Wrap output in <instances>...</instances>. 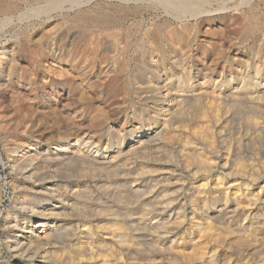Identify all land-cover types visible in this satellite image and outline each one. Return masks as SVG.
Instances as JSON below:
<instances>
[{"label": "rangeland", "instance_id": "obj_1", "mask_svg": "<svg viewBox=\"0 0 264 264\" xmlns=\"http://www.w3.org/2000/svg\"><path fill=\"white\" fill-rule=\"evenodd\" d=\"M80 13L93 15L94 21L84 28L81 22L75 21ZM252 18L256 21L257 28L253 34L243 38L241 31H244L245 25ZM97 19H101V22ZM111 19L114 21L112 26L108 22H111ZM155 30L160 32L158 38L156 37L157 40L151 36ZM176 54L183 58L181 62L186 66L185 70H182L184 67L181 62H177ZM221 56H227L230 62L229 65L232 67L230 76L238 74L236 71H239L238 68L241 66L238 63L240 64L241 60L245 63L246 59L247 61L254 59L253 62H257L260 71L264 72V0H0V260L6 261L4 264H10L7 261L11 252L6 240H10L8 235H12L14 239L13 228L5 229L3 223L6 221V225L11 223L19 225L17 227L20 230L17 234L23 230V226H30L32 228L27 234L34 235L38 233L39 228L36 229L34 226L33 215L37 213L36 209H40L39 207L46 203L57 205L58 213L65 207L66 210L58 215L64 219L62 223L67 227L71 224V228L68 227L70 229L66 228V225L59 228L62 237L55 242L56 244L54 243V251L46 254L47 262L65 264L67 259L74 260L73 244L87 245L85 240L82 243L78 238L81 226L73 220L79 211L68 209V204L75 201L72 193L79 186L84 194L82 200L85 202L81 201L79 204L84 209L87 207L85 211L88 214L94 211L96 213L98 206L105 205L108 208L107 205H110L116 211L115 217L122 223L128 222L129 216H143L145 212L146 215L153 213L170 195L168 190L177 189L179 184L184 196L177 207L184 206L189 209L186 193L192 182H202L204 174L201 171L209 166L205 162V157L211 155L210 157L216 158L215 153L230 147L235 154V156L231 155L234 166L237 167L238 160L243 163L240 174L237 173V181L241 182L239 191L244 192L246 189L256 193L264 181V124L255 127L253 123L250 124L249 116L261 118L263 112L257 109L248 110L243 106H231L229 111L233 121H229L231 123L227 126L229 138L227 134L225 135L226 140L227 138L229 140L224 143L213 135L212 149L208 143L199 142V146L197 143L191 145L181 141L185 140L182 139L183 137H177V140L176 138L164 140V138V141H160L163 143L154 145L150 143L151 145L145 146L144 150L139 149L140 151L137 152L122 151L125 154L117 152L121 141L128 144L134 141L138 133L146 129L148 117L153 109L157 108L161 99L159 97L162 93L157 89L159 84L166 82L172 89L177 82L186 81L189 79L185 72L187 67L192 73L191 81L208 73L218 72L223 64L220 61ZM226 76L229 77L228 74ZM117 77H120L119 81L117 79L114 82ZM194 103L195 101L190 99L186 108L189 107V111L185 109L186 113L182 111L179 115L178 113L175 114L176 116L172 115L168 125L190 128L192 125L189 127V123H192L196 117L194 106L197 105ZM173 117H176V121L172 119ZM186 119L189 120L187 124ZM245 132H250L251 141L238 143L234 140ZM74 139L79 140L76 143ZM73 143L78 144L79 147L83 146L81 148L85 152L92 151L87 155L90 157L84 155L82 161L70 159L67 156L70 153L68 151L67 158L66 156L64 158L72 161L64 162V158L60 156L61 160L58 159V155L54 152L56 146L71 148ZM180 145L182 148H179ZM183 146L189 147V150L191 146L192 150H195L191 152ZM181 149L191 152V156L194 155L189 163L193 170L200 167L198 177L194 178L191 172L186 171V165L179 152ZM122 150L125 151V147ZM102 153L114 154L118 161L102 163L101 165L104 166L98 167L100 163L96 161V157ZM91 156L95 158L92 159ZM203 159L204 161L201 162ZM160 163L165 166L164 168L168 166L170 170L167 173L169 183L166 180L163 184L155 177L153 181L147 170L143 172L145 170L142 167L145 166L140 167L146 165V169L149 167L150 171L155 165L154 168L157 166L161 168L163 165ZM136 165H139V169ZM131 167L132 170L129 169ZM126 168L131 172L125 170ZM121 171L124 176L121 175ZM132 173L137 174L133 176L134 178L142 177L139 182L138 189L141 192L139 195L124 187L126 183L122 185L125 181L128 182L127 180L131 181L128 177H132ZM45 178L53 179L51 185L54 189L50 193L44 183ZM116 182H119V186L115 185ZM242 183H246L247 186ZM165 185L171 188L168 189ZM22 198L28 201L27 210L21 208ZM65 200H69V203ZM263 200L262 195L258 196L257 201L261 211L264 210ZM211 205V202L207 204L209 209ZM93 209L95 210L92 211ZM198 218L200 219L201 216ZM92 224L93 222H90V225L95 227ZM195 228L196 226L190 221H186L177 231V238H183L185 233L187 236ZM70 231L78 234H71ZM98 235L97 232L94 234L95 242L101 240ZM145 238L150 237H144V240ZM64 242L68 244L64 245ZM149 245L146 242L144 247L142 246L145 248V253L152 251L153 247ZM25 251L26 256L30 255L32 261L37 260L33 257L35 253H27L26 249L22 252ZM63 251H66V260L60 257ZM94 251L96 253L93 252V256L96 257H93L91 264L94 262L114 264L117 260L108 250ZM108 252L111 254L109 255ZM230 253L232 254L230 257L234 258L237 264H253L255 260L259 262L252 246L244 248L243 252L231 249Z\"/></svg>", "mask_w": 264, "mask_h": 264}, {"label": "bare ground", "instance_id": "obj_2", "mask_svg": "<svg viewBox=\"0 0 264 264\" xmlns=\"http://www.w3.org/2000/svg\"><path fill=\"white\" fill-rule=\"evenodd\" d=\"M8 6H10V5H8ZM92 16L90 14L80 13L76 17L75 21L81 22V24L84 27L86 25H89V23H91V21H94ZM97 20L99 22H101V19H97ZM108 22H109V25H111V24H113L114 21L112 20L111 22L110 21H108ZM256 28H257V23L252 18V19H250V22L247 25H245L244 31H241L243 33V34H241V36L243 38L248 37L249 35L253 34V32L255 31ZM159 33L160 32L158 30H155L153 32V35H151V36L154 37V39L156 37L158 38ZM91 34H90V36H91ZM110 36L112 37V35H110ZM86 38H87V36H86ZM157 38H156V40H157ZM86 42H88V41H86ZM79 48H81V46H79ZM138 48H139V46H138ZM155 50H156V47H155ZM154 52H156V51H154ZM135 53H137V52H135ZM215 54H216V51H215ZM139 56H140V54H139ZM176 56H178V54H176ZM179 56L176 57V60L178 63H180L181 59H183ZM249 57H250V55H249ZM229 58H231V57H229ZM253 60L250 59L247 61V59H246L245 63L243 62L244 64L242 63L243 60H241V62L237 61V62H240V64L238 63V65H241L240 68L237 67L239 69V71H236L238 74L230 76L229 73H231V68H232L231 65H229L230 62H229L227 56L226 57L221 56L220 61L223 62V64H222L221 70L218 72H214L211 74L208 73L209 75L206 74L200 78L198 77L199 79L196 78L195 81H193V80L191 81L190 78H191L192 73H190V71L188 70V67H187V71H185V72L187 73L189 79H186V81L185 80L179 81L180 80V78H179V80H178L179 82H177V83L175 82L176 85H173L172 89L170 88L171 86L169 87L168 86L169 84L167 85L166 82L159 84L157 89H159L160 92L162 93L159 97L161 99H159L160 101L158 100L159 103H158L157 108L153 109L151 115L149 114L150 115L148 117L149 122H148V124H146V127H145L146 129L143 126V128L145 130L144 131L140 130L141 132L138 133V136L135 134L136 138H134V141L130 140L131 142L128 144H125L124 142L121 141L120 146L118 147V145H117V147H118L117 152H119V153L122 151L126 152V153H132L135 151L137 152V150H139V149L144 150V148H146L145 146L151 145L150 143H153L152 145H154L156 143H163L160 141H162L164 138H165L164 140H166L167 138H170L168 140H172L174 138H176V140H177L179 137H183L182 139H185V140H181V141H185L186 144L191 143V145H192L193 143L194 144L197 143V146H199L200 145V144L198 145L199 142L208 143L212 149L213 148L212 143H214V136L213 135H216V137H219V139L222 140L224 143H225V141L229 140L228 139L229 134H227L228 133L227 126H228V123L230 125L231 122H229V121L232 120V115H231V112L229 111L231 106H243L244 108H247L248 110H250V109L256 110L257 109V110L262 111L263 113H261V114H263V116L261 118L249 116L250 124L253 123V125H255V127H257L258 125L262 126L264 124L263 123L264 122V72L262 73L260 71V67L258 66L257 62L254 63ZM233 63H236V62H233ZM140 64H142V63H140ZM175 64H177V63H175ZM181 64L184 67V69H182V70H185L186 66L182 62H181ZM181 64H179V65H181ZM127 70H128V68H127ZM119 71H120V69H119ZM177 72L179 73V71H177ZM211 72H212V70H211ZM186 73H182V74H186ZM142 74H143V72H142ZM214 74L215 75L217 74V76L215 77ZM226 74H228V76H229L228 78H227ZM187 75H186V77H187ZM119 78L118 77L115 78L114 82H116L117 79H118L117 81H119ZM131 78H133V76ZM182 78L184 79V77H182ZM170 81H169V83H170ZM143 82H144V80H143ZM119 84H121V83H119ZM110 86H111V84H110ZM144 87H147V86H144ZM114 88H112V89H114ZM157 92H159V91L157 90ZM147 94H148V92H147ZM190 99L192 101H195L194 104L197 105L196 107L194 106V108H196V109H194V110H196V113H195L196 117L193 119L192 123H189L190 124L189 127L191 125L192 126L190 128H185V126L182 128H180L179 126L170 127V125H168V122H170L169 118L172 115L173 116L175 114L177 115V113L179 115L180 112L185 111V109L188 106L187 104L190 101ZM191 105H193V104H190V106ZM188 109H189V107H188ZM188 109H186V111ZM194 110H193V112H195ZM186 111L184 113H186ZM175 118L173 117L172 119H175ZM191 120H192V118H191ZM175 121H176V119H175ZM188 121L189 120L186 119V124ZM182 122L184 123V121H182ZM177 124H179V123H177ZM180 124H182V123H180ZM182 125H184V124H182ZM226 134L228 135L227 140H226L227 136H225ZM230 136H231V134H230ZM251 138H252V135H250V132L249 133L245 132V133L235 137L234 140L237 141L238 143H240V142L243 143V142L251 141ZM219 139H218V141H219ZM77 140H79V139H77ZM77 140H75L74 142H76ZM186 140H188L189 142H187ZM222 141H221V143H223ZM76 143H73V146H71V148H70V146H65V147H61L60 145L56 146L54 152L56 155H58V159H60V158L63 159L66 156V152L68 153V151L70 152L67 155L68 158L74 159V160H79V161H82V157L84 158V155L87 156L88 154L90 155L92 153V151L89 153V150H88L89 147L87 149L88 151L85 152L81 148L83 146L79 147L78 144H76ZM80 143L82 145V142H80ZM80 143H79V145H80ZM230 143H231V141H230ZM85 146H87V145L85 144ZM180 146L181 147H179V148H182V145H180ZM123 147H125V151L122 150ZM183 148H186V147L183 146ZM110 149H111V147H110ZM186 149L188 151H191V152H193V150H195V149L192 150L191 146H190L191 150H189V147ZM110 151H112V149ZM145 151H147V150H145ZM183 151L184 150L181 149V151H179V152H181L182 160L184 161V163L186 165L185 166L186 171L191 172L192 177H194V178L198 177V174L200 172V169H199L200 167L199 168L196 167L197 168L196 169L194 166L195 169L193 170L190 167V163H189L190 159L194 155L191 156L192 155L191 152H190L191 153L190 154V153H188V151L187 152L184 151V153H183ZM196 151H195V153H196ZM123 152L121 154H125ZM200 152H202V151H200ZM104 153H105V151H104ZM116 154H118V153H116ZM197 154L198 153H196L195 155H197ZM202 154H200V155H202ZM233 154L234 153L232 152V149L229 147V148H225L223 151H221L219 153L218 152L215 153L216 158L210 157L211 155L208 158L205 157V159H206L205 162L208 163L209 166L206 165V166H208V168L201 167V169L203 168V171H201V172H203V174H204V178H202V182H200V183H193L192 182V186L189 188L188 192L186 193V194H188V196H186V198H188L187 208H189V209H186V207H184V206H178L177 207V204H179L183 200L182 198L184 196V194L181 193V187H180L181 185L179 184L177 189H175V188L172 189L169 186L171 188L170 189L165 185L168 189H170V190H168V191H170V195L168 196V194H167V196L169 198L166 197V199L164 200L165 202H162L160 204L161 206L158 205L159 207L157 209H155L153 211V213L150 212L148 215H146L147 212L143 213L144 214L143 216H137V215L136 216H129L128 215L129 221L126 223L120 222L119 221L120 219L115 217L116 211L114 209H112L113 207H110V205H107V206H109L108 208H106L105 205L98 206V208L96 209V213L94 211L95 209H93L92 211H94V213L88 214V212L85 211L87 209V207L84 209V208H82V205L80 206V204H79V203H81V201H83L82 196H84L83 191L80 189L81 186H79V188H75L74 192L73 193L71 192L74 195L73 198L75 201L72 200L74 203H72V202L69 203V200L68 201L65 200V202L67 201L69 203V204L67 203L69 208L66 206L68 209H71V210L76 209L80 212V213L76 212L77 214H76L75 218H73V220H76L77 222H75V223H78L79 226H81V227L79 229L80 230L79 234L74 233L72 231H70V232H72L71 234H73V233L78 234L77 236H79L78 238L81 239V242L85 240L86 241L85 244L87 243V245L85 246V245L79 244L76 246V243L73 244L72 254L75 256V259L74 260L72 259V261L69 259L66 260V258H67L66 253H65L66 251L65 252L63 251L62 256H60L61 254L59 256L62 257L63 260H66L65 264H89L87 262H90V264H91V261L93 260V257H94L93 252L96 253V251H94V250H99V251L100 250H102V251L108 250L109 252L113 253V255H111V256H113L115 259H117L116 261H114V264H237L238 262L237 261L235 262L234 258L230 257V255H232L230 253V250L236 249L239 252H243L244 248H246L248 246H252V248L254 249V252L257 253V260L259 261V262H256V260H255L253 264H264V210L261 211L259 209L261 206H259L258 201H257L258 196H261V195L263 196V199H264V181L262 182V185L260 186V188L257 189L256 193L249 192L246 189L244 190V192H242V191L240 192L239 187L241 186V182L237 181V178H238L237 173L240 174L239 172L243 168V163H242V161L238 160L239 162L237 161L238 162L237 167H236V165L234 166L233 162L231 161V159H232L231 155H233ZM95 155H97V154H95ZM113 155H110V154L109 155H103V153H102V155H97L98 157H96L97 158L96 161H98V163H100V165L98 167L104 166V165H101L102 163L108 164V163L113 162L114 160L118 161L117 159H115L116 156H113ZM59 156H60V158H59ZM67 156H66V158H67ZM119 156H120V154H119ZM233 156H235V154ZM87 157H90V156H87ZM93 157L91 156L92 159H93ZM53 158H55V157H53ZM237 158L238 157H235V159H237ZM30 159H32V158H30ZM118 159H120V157H118ZM63 160H65V158ZM66 160L64 162H66ZM67 161H69V160H67ZM70 161H72V160H70ZM203 161H204V159L201 162H203ZM233 161H235V160H233ZM94 164L97 165V163H94ZM106 164H105V166H106ZM115 164H117V162H115ZM141 164H142V162H141ZM160 164H162V163H160ZM128 165L129 164H127V166ZM139 165L138 166L136 165L138 167V169H139ZM142 166H145V167H142ZM115 167L114 168L112 167V168L114 170H116ZM118 167H120V166L118 165ZM140 167L144 168L145 171H143V172H146V170H147V173H149V176L152 177V180H153V177H155L156 180H160V182L162 181V183L166 180L168 182V180H169V176L167 175V173H169L170 170H168L169 169V168H167L168 166L166 168H164L165 167L164 165L161 168L159 166H157V168H154L152 166L153 168L150 169V171H149V167H147L148 169H146V165H140ZM170 167H171V165H170ZM235 167H236V169H234ZM105 168L107 169V167H105ZM123 168H125V167H123ZM142 168H140V169H142ZM129 169L132 170V167ZM170 169H172V168H170ZM108 170L109 171L111 170L110 167L108 168ZM125 170H128V169L126 168ZM131 170H128V171L131 172ZM133 170H134V168H133ZM106 171H104V172H106ZM118 171H120V170L118 169ZM140 171L142 172V170H140ZM120 173L122 176H124L122 174V171ZM126 173H127V171H126ZM136 173H138V172H136ZM136 173L134 175H137ZM171 173H173V172H171ZM134 175L132 173V177ZM139 175H140V172H139ZM132 177H128V179H131V181L127 180L128 182H126V181L124 183L121 182V184L123 183L122 185H124L126 183L124 187H128L129 191L139 195V194H141V192H140V189H138V188H139V182L142 180V177H139V178H134V177L132 178ZM170 178H174V177H170ZM52 180H46V178L44 180V183L46 184V186H48V189H49L48 192L49 193L51 191H53V189H54V187H52L53 185H51V184H53ZM178 180L180 181V179H178ZM242 180H244V179L242 178ZM118 183L115 185L119 186ZM180 183L182 184V182H180ZM113 184H112V186H113ZM171 184L174 187L173 182H171ZM122 185H121V187H122ZM242 185L247 186L246 183H242ZM109 186H111V185H109ZM166 187H165V190H167ZM107 189H108V187H107ZM109 189H110V187H109ZM116 189H114V190H116ZM160 189L162 191L164 189V187H163V189L162 188H160ZM117 190H119V187ZM171 190H174V191L172 192ZM231 191H232V193H231ZM165 193H166V191H165ZM171 193L173 194V197H172ZM47 196H50V194H47ZM118 197H119V195H118ZM49 198H51V197H49ZM27 202L28 201H26L25 198H22V201H21V208L22 209L27 208V205H28ZM65 202H64V204H65ZM209 202L212 203L210 209L207 206V204ZM82 203H85V202L83 201ZM49 205L50 204L46 203L45 205H42L41 207H39L40 209H36L37 213L33 215L32 219L34 222V226L36 227V229L39 228V230H38V233H36L34 235H31L30 233L27 234V232H30V229L32 228L30 226H23L22 227L23 230H21L20 233L17 234L20 230V228L17 227L19 225H17V226H16V224L12 225L13 223H11V225L10 224L6 225V221L3 223V226L6 227L5 229H9L10 227L13 228V230H14L13 237H14V239H16V240H14L12 238V235L7 236V237H10V240L9 239L6 240V245L10 249V252H11V255L7 261L8 263H10V264H49L47 262L48 260L46 259V254L54 251L53 250V248L55 247L54 243L59 241L60 237H62V233L60 232L59 228L66 225L65 223H62V220H64V219L58 215L59 213L61 214L63 211H65L66 208L65 207H64V209L61 208L62 212L59 211V213H58L57 210H59V207L57 205L56 206L58 207V209L56 206H54V204L50 205V206ZM83 206H84V204H83ZM263 206L264 205H262V207ZM88 210H90V209H88ZM116 210H118V209H116ZM121 210H123V209L121 208ZM92 211H90V212H92ZM198 216H201V218L199 219ZM119 217H121V216H119ZM70 221H72V220H70ZM122 221H125V220H122ZM186 221H190V223L192 225H195L196 228L194 230H192L191 232H189L187 236L185 235L186 234L185 233L184 236H186V238H184V236H183V238H181L179 236L181 239L177 238V234H176L177 231ZM212 221H213V223H212ZM90 222H93L95 227H92L90 225ZM213 225H215L216 227ZM68 227L71 228V224L68 225ZM68 227L66 225V228H68ZM72 227H73V225H72ZM70 228H68V229H70ZM77 228L78 227H76V230H77ZM74 230H75V228L73 229V231ZM96 232L99 234L98 236L101 239L99 242L98 241L95 242L96 241L95 239H94L95 241L93 240V238H95L94 234H96ZM145 233H148V234H145ZM182 233H181V235H183ZM148 236L150 238L149 239L145 238L146 240H144V237H148ZM67 237H69L68 234H67ZM70 242H72V240ZM78 242H79V240H78ZM146 242H148V244H150L149 247L151 245H152L151 247H153V249L150 253L148 252L149 247H148V250L146 249L148 253H145L146 251H144L145 248H143L144 247L143 245ZM65 243L66 242H64L63 244L65 245ZM66 244H68V243H66ZM25 249L27 250V253H29V252H31L32 254L35 253V256H33V257H34V259H37V260L33 259L34 261H32L31 260L32 258L30 257V255H29V257H27L26 251H25V253L22 252ZM109 252H108V254H109ZM32 254H31V256H32ZM58 254H59V250H58ZM56 255H57V253H56ZM102 258H103V256H102ZM106 258H108V255ZM106 260L104 259V261H106ZM111 262H112V260H111ZM0 263L4 264V263H6V261H3L1 259ZM94 264H97V263L94 262Z\"/></svg>", "mask_w": 264, "mask_h": 264}]
</instances>
